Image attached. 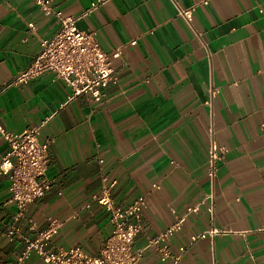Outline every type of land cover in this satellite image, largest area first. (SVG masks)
<instances>
[{
  "label": "crops",
  "instance_id": "crops-1",
  "mask_svg": "<svg viewBox=\"0 0 264 264\" xmlns=\"http://www.w3.org/2000/svg\"><path fill=\"white\" fill-rule=\"evenodd\" d=\"M90 1L50 3L78 17ZM175 1L195 5L190 23L171 0H108L77 20L119 51L117 80L94 102L48 72L16 81L59 20L33 0H0V122L13 133L42 123L54 178L18 222L25 235L55 220L51 246L97 256L113 229L97 196L126 207L144 195L140 264H264V0ZM212 142L226 152L211 181ZM7 149L0 135V158ZM8 199L0 174V264L24 248L4 235ZM178 217L163 259L148 241ZM21 264L47 263L31 254Z\"/></svg>",
  "mask_w": 264,
  "mask_h": 264
},
{
  "label": "built area",
  "instance_id": "built-area-1",
  "mask_svg": "<svg viewBox=\"0 0 264 264\" xmlns=\"http://www.w3.org/2000/svg\"><path fill=\"white\" fill-rule=\"evenodd\" d=\"M106 1L108 0H91L85 11L77 17L63 14L60 9L51 5V0H33L45 14L58 18L59 28L50 37L40 40L39 52L16 81H25L30 76L48 72L63 80L72 96L84 94L90 100L100 102L104 97V87L117 80L112 59L119 56V51L105 52L96 41L95 32L80 29L77 20L90 14ZM171 2L176 14L190 23L195 5L182 7L175 0ZM3 89L4 87H0V94ZM41 126L42 123H39L19 133H13L7 131L0 122V135L8 143V149L0 158V174L8 178V202L14 206L4 235L10 241L19 240L25 244L17 264H21L31 254L38 255L47 264H140L144 248L135 247L134 241L142 229L141 217L146 205L144 195L138 196L126 207L113 206L104 191L97 196L109 210L113 226L97 256L88 255L79 247L51 246L49 241L59 225L55 220H50L48 225L33 237L21 231L18 222L27 218V205L40 198L54 182V178L47 174L48 144L39 139ZM225 152L226 149L213 142L209 145L207 173L211 181L216 176L218 162ZM27 220L29 228L33 229V221L29 218ZM182 222L183 217H178L148 241L163 259L170 256L166 240L181 227Z\"/></svg>",
  "mask_w": 264,
  "mask_h": 264
},
{
  "label": "trees",
  "instance_id": "trees-1",
  "mask_svg": "<svg viewBox=\"0 0 264 264\" xmlns=\"http://www.w3.org/2000/svg\"><path fill=\"white\" fill-rule=\"evenodd\" d=\"M12 242H19V243H22L23 244V247L25 246V244L22 242V241H19V240H16V241H12ZM24 249V248H23ZM21 253H22V251H21ZM21 255V254H20ZM18 263V261L15 263V264H17Z\"/></svg>",
  "mask_w": 264,
  "mask_h": 264
}]
</instances>
